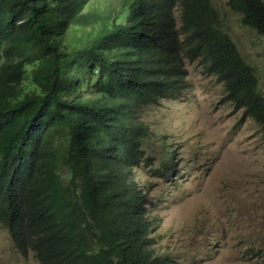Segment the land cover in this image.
Instances as JSON below:
<instances>
[{"label": "trees", "instance_id": "trees-1", "mask_svg": "<svg viewBox=\"0 0 264 264\" xmlns=\"http://www.w3.org/2000/svg\"><path fill=\"white\" fill-rule=\"evenodd\" d=\"M227 5L264 37V0ZM220 17L212 0H0V225L22 255L173 261L156 253L133 178L147 108L183 92L187 61L198 62L264 124L255 70ZM173 163L171 152L161 174Z\"/></svg>", "mask_w": 264, "mask_h": 264}, {"label": "rangeland", "instance_id": "rangeland-1", "mask_svg": "<svg viewBox=\"0 0 264 264\" xmlns=\"http://www.w3.org/2000/svg\"><path fill=\"white\" fill-rule=\"evenodd\" d=\"M227 1L212 3L264 93V37ZM186 68V89L147 108L142 119L150 134L133 168L157 226L150 234L157 236L156 253L167 249L173 259L167 264H264L262 125L234 110L217 76L198 62L187 61ZM169 152L174 170L164 176L160 167ZM0 264L39 261L34 252L22 255L0 225Z\"/></svg>", "mask_w": 264, "mask_h": 264}, {"label": "clouds", "instance_id": "clouds-1", "mask_svg": "<svg viewBox=\"0 0 264 264\" xmlns=\"http://www.w3.org/2000/svg\"><path fill=\"white\" fill-rule=\"evenodd\" d=\"M253 69L255 70V73H254V75L257 77V79H258V81H256V88L258 89V92H260V93H262L263 95H264V93H263V91L261 90V88H260V86H259V76H258V72H257V70L253 67ZM208 75V74H207ZM211 75H215V74H211ZM215 76H217V78L219 79V76L218 75H215ZM220 83H222L224 86H225V84H224V82L223 81H220ZM225 91H226V97H225V99H227L229 102H231L233 105H234V110H236V111H239V110H243V118H245V119H247V118H251V119H253L256 123H259L258 121H256L252 116H250V115H245V108H237V106H236V104L235 103H233V100L232 99H230L229 98V95H230V90H228L227 88H226V86H225ZM260 125H262V128H263V137H264V124H262V123H259ZM171 152H169L168 153V156H169V154H170ZM167 156V157H168Z\"/></svg>", "mask_w": 264, "mask_h": 264}]
</instances>
